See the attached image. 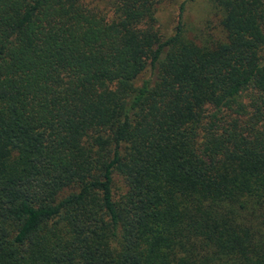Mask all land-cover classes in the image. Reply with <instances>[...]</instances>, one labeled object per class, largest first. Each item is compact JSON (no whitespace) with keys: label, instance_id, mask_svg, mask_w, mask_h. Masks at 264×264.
Returning <instances> with one entry per match:
<instances>
[{"label":"trees","instance_id":"1","mask_svg":"<svg viewBox=\"0 0 264 264\" xmlns=\"http://www.w3.org/2000/svg\"><path fill=\"white\" fill-rule=\"evenodd\" d=\"M163 1L0 0V264H264V0Z\"/></svg>","mask_w":264,"mask_h":264},{"label":"rangeland","instance_id":"2","mask_svg":"<svg viewBox=\"0 0 264 264\" xmlns=\"http://www.w3.org/2000/svg\"><path fill=\"white\" fill-rule=\"evenodd\" d=\"M209 0H165L156 8V18L160 33L171 35L178 22L179 8L183 5L182 21L185 27L193 32L200 28L210 16ZM122 188V182L115 176V188Z\"/></svg>","mask_w":264,"mask_h":264}]
</instances>
